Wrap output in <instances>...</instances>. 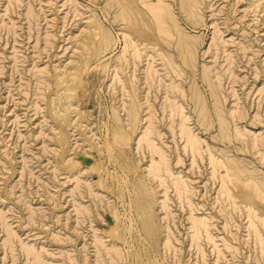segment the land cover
Instances as JSON below:
<instances>
[{"label":"rangeland","instance_id":"rangeland-1","mask_svg":"<svg viewBox=\"0 0 264 264\" xmlns=\"http://www.w3.org/2000/svg\"><path fill=\"white\" fill-rule=\"evenodd\" d=\"M0 264H264V0H0Z\"/></svg>","mask_w":264,"mask_h":264},{"label":"bare ground","instance_id":"bare-ground-1","mask_svg":"<svg viewBox=\"0 0 264 264\" xmlns=\"http://www.w3.org/2000/svg\"><path fill=\"white\" fill-rule=\"evenodd\" d=\"M156 10V9H155ZM160 10V9H159ZM159 18V17H158ZM162 20V19H161ZM157 22H159V21H157ZM160 23V22H159ZM164 29V28H163ZM182 121V120H181ZM184 128V127H183ZM187 128V127H186ZM185 129V128H184ZM182 130V129H181ZM189 134V133H188ZM193 136V135H192ZM189 138V137H188ZM187 138V139H188ZM192 139H194V138H192L191 137V139H188V140H191V141H193ZM197 139V138H196ZM193 144L195 143V142H192ZM196 144V143H195ZM193 147H194V145H192ZM254 185V184H253ZM249 187V186H248ZM198 223H199V221H198ZM33 258H35V257H33ZM38 262V261H37Z\"/></svg>","mask_w":264,"mask_h":264}]
</instances>
